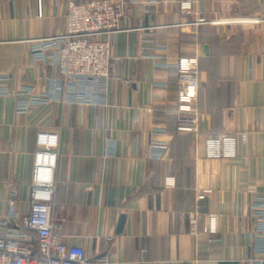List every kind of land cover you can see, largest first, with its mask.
<instances>
[{"label":"crops","instance_id":"0c3cea01","mask_svg":"<svg viewBox=\"0 0 264 264\" xmlns=\"http://www.w3.org/2000/svg\"><path fill=\"white\" fill-rule=\"evenodd\" d=\"M69 1L0 0V41L64 32ZM181 1L159 0L151 13L128 5L120 30L101 36L115 60L105 105L52 103L21 114L13 95L0 96V214L13 189L27 211L35 134L54 131L55 219H65L68 247L111 264H250L251 203L264 195V0H190L187 17ZM199 17L210 22L184 24ZM162 46L171 64L197 59L195 112L178 110L177 91L192 76L148 57ZM23 48L24 58L5 66L9 86L43 88L40 63L30 44ZM217 133L238 135L235 158L205 156L206 137ZM151 140L169 143L162 159L147 158ZM211 213L217 233L193 235L189 218L202 228Z\"/></svg>","mask_w":264,"mask_h":264},{"label":"built area","instance_id":"2783aa9c","mask_svg":"<svg viewBox=\"0 0 264 264\" xmlns=\"http://www.w3.org/2000/svg\"><path fill=\"white\" fill-rule=\"evenodd\" d=\"M159 0H73L66 8L65 31L47 37L28 40L0 41V96L13 95L17 113L27 114L33 107L52 103L105 105L110 80L114 78L115 60L110 53V43L102 40L104 34L120 30V23L128 5H140L145 12L155 11ZM182 14L192 13V1L179 3ZM210 21L199 17L195 21H184L185 25L204 24ZM213 22V21H212ZM218 22V21H214ZM30 44L32 62L40 63V78L43 88L36 84H24L17 89L9 86L5 66L9 62L24 58L23 44ZM151 57L158 66L174 67L192 77L185 87L177 91L180 112H195L198 74L196 58H179L175 63L167 62V47L150 49ZM5 51V52H4ZM47 67L52 73H47ZM182 120H192L182 116ZM152 133H165L163 126H154ZM59 133L39 130L35 134L33 166L29 183L28 209L24 214L17 207L18 192L11 190L7 211L0 214V264H111L107 259L91 260L77 248L68 247L63 240V222L55 219V169L60 155ZM238 135L217 133L205 139V156L211 159L235 158L238 154ZM169 149L168 142L151 140L147 158L160 160ZM166 184L175 185L174 178ZM207 190L198 197L204 198ZM251 214L256 218L251 246L254 255L250 264H264V195H257L251 203ZM217 217L208 216L204 227H199L196 217H190V232L217 233ZM217 239L212 238L211 241Z\"/></svg>","mask_w":264,"mask_h":264},{"label":"trees","instance_id":"16d2710c","mask_svg":"<svg viewBox=\"0 0 264 264\" xmlns=\"http://www.w3.org/2000/svg\"><path fill=\"white\" fill-rule=\"evenodd\" d=\"M167 129V128H166Z\"/></svg>","mask_w":264,"mask_h":264}]
</instances>
